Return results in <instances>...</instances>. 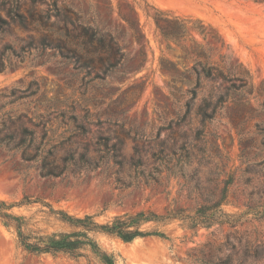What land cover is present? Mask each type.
Wrapping results in <instances>:
<instances>
[{
	"label": "rangeland",
	"instance_id": "obj_1",
	"mask_svg": "<svg viewBox=\"0 0 264 264\" xmlns=\"http://www.w3.org/2000/svg\"><path fill=\"white\" fill-rule=\"evenodd\" d=\"M15 1L21 7L10 12L0 0V61L5 69L0 72V123L3 117L14 119L1 136L10 133L19 142L27 129L33 132L28 142L31 136L34 140L25 157L22 149L0 146V200L39 197L40 202L13 211L51 229L41 211L48 209L43 202L70 214L97 213V221L106 223L141 210L164 215L176 204L194 206L187 198L190 191L196 198L220 182L219 189L226 187L228 194L222 210L234 223L192 230L180 219L159 225L150 221L143 229L158 227L168 239L147 236L125 242L102 233L96 238L118 264H264V3L59 0L60 8L72 5L88 16L97 12L103 21L112 7L107 23L123 32L120 64L102 67L96 61L79 67L81 62L54 47L48 27L55 18L45 25L30 16L31 11L46 12L52 1ZM128 4L135 8L146 39H133L119 17L118 8L126 11ZM153 7L212 27L228 45L222 52L229 62L249 72L248 85L216 107L212 102L204 116L203 98L212 90L225 92L229 83L202 79L198 85L182 47L172 43L173 49L166 48ZM81 155L97 169L75 166ZM45 156L65 172L61 177L41 176ZM87 263L84 258L31 256L0 222V264Z\"/></svg>",
	"mask_w": 264,
	"mask_h": 264
},
{
	"label": "trees",
	"instance_id": "obj_2",
	"mask_svg": "<svg viewBox=\"0 0 264 264\" xmlns=\"http://www.w3.org/2000/svg\"><path fill=\"white\" fill-rule=\"evenodd\" d=\"M51 1L46 12L34 13L31 11L29 13L33 21L43 22L45 25L49 18L52 16L55 18V21L48 27L56 41L55 48L64 55L72 57L75 62H81L79 67H91L96 61L102 67H115L121 63L125 55L120 43L123 32L117 26L113 27L107 23L112 7L106 11V20L103 21L97 12L88 16L87 13L77 10L72 5L60 8L59 0ZM255 1L264 3V0ZM2 5L4 7L8 5L10 12H16L21 7V4L15 0H3ZM105 9H108V5H105ZM153 9L155 11L152 14L153 20L162 40L166 42V48L173 49L172 43L182 47L185 58L192 63L191 70L196 74L198 85L202 79L213 82L222 80L229 83L225 87V92L212 90L203 98L200 111L204 116L207 115L212 102H215L214 107H216L218 103L227 101L231 92L243 89L248 85L249 72L242 65L229 62V55L222 52L224 48H228V45L212 27L197 18L180 17L169 11L158 10L154 7ZM147 13L149 14V12ZM118 15L126 23L133 39L136 41H140L142 38L146 39L133 6L128 4L126 11H122L119 7ZM197 35L201 37V40L197 38ZM215 56H217L216 59H214ZM4 70L0 61V72ZM191 93L192 98L197 96L196 90ZM3 95L6 96V94ZM13 120L9 116L3 117L0 123V146L6 147L9 151L22 149V157H25L34 140L31 136L28 142L27 136L28 134L32 135L33 132L25 129L24 137L19 142H14L13 135L10 133L1 136L2 131L7 129V122L13 123ZM40 148V146L36 147L37 153L40 152ZM139 164L140 162L135 164V167L138 168ZM74 165L90 171L97 169V164L85 155H81L79 161H76ZM16 169L21 171V168L17 167ZM156 171L161 175L160 168L157 167ZM140 172L144 173L143 170ZM64 173L58 165H54V161H48L47 157H44L43 164L40 166L42 177H61ZM153 179L159 184V179ZM116 183L121 184L122 182L117 179ZM219 184L220 182H217L214 188H210L208 194H200L196 198L192 197L190 191L187 198L195 201L194 206L183 207L176 204L173 208H168L164 215L150 210H141L134 214L117 215L106 223L97 221V213L70 214L43 202V206L48 209L41 211L45 214L47 221L52 222L53 228L51 229L41 228L32 221V217L19 215L13 211L16 206L30 205L41 201L39 197L33 200L31 195L25 194L17 202L9 203L0 200V222L14 234L16 246L31 256H65L78 261L84 258L87 260V264H91L93 261L97 264H118L115 255L101 246L96 234L115 236L125 242L147 236L168 239L165 232L158 227L147 230L143 229V225L150 221L159 225L166 220L180 219L187 229L195 230L198 227H210L214 223L236 222V220H230L227 217L229 215L222 210V206L228 201V194L226 187L223 190L219 189ZM195 188L199 189V186L196 185Z\"/></svg>",
	"mask_w": 264,
	"mask_h": 264
}]
</instances>
